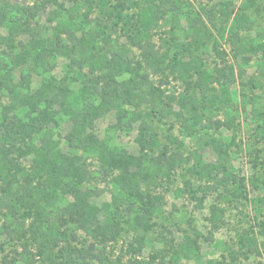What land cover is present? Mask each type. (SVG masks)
Instances as JSON below:
<instances>
[{
  "label": "trees",
  "instance_id": "obj_1",
  "mask_svg": "<svg viewBox=\"0 0 264 264\" xmlns=\"http://www.w3.org/2000/svg\"><path fill=\"white\" fill-rule=\"evenodd\" d=\"M103 1L116 2L118 12L137 8L126 43L120 40L118 25L101 16L90 25L86 14L76 15L60 0L32 4L0 0V29L6 30V34L0 32V48L6 49L2 53L6 56L0 57V240L19 244V249L2 256L0 264H103L105 249L119 236L124 217L134 214L136 229H152V217L165 201L151 190L177 171L204 182V195L196 198L192 184L185 181L199 208H203L205 195L216 194L209 206L214 226L230 197L235 200L242 195L243 179L228 173L224 163L227 150L215 137L221 129L233 128L235 117L227 109L236 73L224 57L212 69L202 65V50L212 37L210 26L188 9L186 0H141L142 5L135 0ZM49 6L47 27L36 18ZM181 19L186 22L189 41L185 52L190 55L184 60L175 52L165 63L151 36L162 30L177 31ZM210 25L215 27V21L211 19ZM251 27L252 20L238 14L231 37L239 39ZM22 37H27L25 43L18 40ZM241 47L237 54H244ZM57 58L67 61L60 80L52 75ZM243 61L248 62L249 57L244 55ZM20 67V80L16 81L14 71ZM165 71L159 83L173 81L182 91L173 86L165 94L154 86L151 78ZM33 72L45 76L32 91ZM75 83L80 88L71 98L70 85ZM141 105L151 106L160 120L171 117L176 106L183 116L184 134L195 138L200 149L210 147L218 161L203 162L197 151L185 156L167 146L158 150L156 131L137 110ZM110 113L115 115V123L109 126L113 133L136 131L138 155L115 145L108 136L100 139L96 135L95 122ZM64 118L71 128L61 137L57 129ZM176 146L182 147L181 143ZM24 157H31L26 171L20 167ZM93 160L98 163L97 172L110 178L112 187L110 202L100 205L90 200L101 197L104 189L86 187L95 179L89 169ZM67 196L70 200L59 207V198ZM77 232L90 242L76 243ZM246 241L248 253L256 250L255 242ZM141 248L139 243L137 251ZM4 249L0 243V251Z\"/></svg>",
  "mask_w": 264,
  "mask_h": 264
},
{
  "label": "rangeland",
  "instance_id": "obj_2",
  "mask_svg": "<svg viewBox=\"0 0 264 264\" xmlns=\"http://www.w3.org/2000/svg\"><path fill=\"white\" fill-rule=\"evenodd\" d=\"M14 4H32L37 0H10ZM67 9H72L77 14L88 16L90 25H94V19L101 16L106 18L109 24L118 25L120 40L126 43V35L129 28L134 25L137 8L118 12L114 9L116 2L103 0H60ZM142 5L141 0H135ZM188 9L202 17L204 22L212 31L211 41L207 48L202 50V65L212 69L220 65L224 57L227 63L231 64L236 73L235 82L229 87L230 105L227 114L234 116L232 130L221 129L215 133V137L222 141L227 150L225 165L228 173L235 179H243L244 187L241 196L230 197L229 205L223 214H219V221L214 226L211 222L209 206L216 200V194L205 195L203 208L198 207L197 200L189 188H186L185 181L192 184L193 191H196V198L202 197L204 182L189 177L186 172L177 171L169 180H161L152 194H158L164 198L165 204L158 208L151 220L153 227L149 231L136 229L132 225L130 214L124 217L121 223V231L115 240L111 241L105 249V260L103 264H264V0H186ZM187 5V6H188ZM52 9L51 6L37 15V21L48 27L47 17ZM238 14H246L252 20V27L247 32H241L239 39L231 37V28L234 25ZM82 20V18H78ZM215 21V27L210 21ZM177 31H159L151 36V40L159 48L165 63L173 58L175 52L180 57H189L185 52L186 43L189 41L185 33L186 22L180 21ZM6 34L4 28L0 29ZM51 35V30L47 32ZM25 43L27 37L18 39ZM17 40V41H18ZM242 46V47H241ZM245 49L244 54H237L238 49ZM6 49L0 48V57L6 56L2 53ZM133 50V49H132ZM4 51V52H3ZM133 53L137 54L136 50ZM249 57L248 62L243 61V56ZM66 60L57 58L54 61L55 67L52 75L58 80L62 79L65 72ZM22 67L14 71L16 81L20 80ZM167 72L161 76L152 77L151 81L155 87L168 94L173 86L179 91L183 88L173 81L168 84H160ZM45 76L40 72H33L30 76V89L36 90ZM165 83V82H164ZM80 86L71 84V98L78 95ZM2 103H5L3 101ZM137 110L144 114V121L147 122L158 135V150L167 146L171 150H179L185 156L198 152L203 162L215 163L217 155L210 147L200 149L195 138L184 134L181 126L182 115L174 106V111L168 119H159L148 105H141ZM223 115L220 114V117ZM90 121V118H86ZM115 123L114 113L106 115L95 122V133L103 139L110 137L111 141L132 155H138L139 148L135 142L136 131L129 134L113 133L109 126ZM70 122L64 118L60 128L57 129L61 137H64L70 130ZM181 143L182 147L176 146ZM61 150L65 152L66 146L61 139ZM31 164V157H24L20 160V167L26 171ZM89 169L95 179L88 182L86 187L92 189H104L101 197L91 198V202L100 205L110 202L111 195L110 178L97 172L98 163L91 161ZM205 191V190H204ZM71 197L59 198L57 205L62 207ZM216 203V201H215ZM62 230L64 228H61ZM70 231H75L73 227ZM76 233V231L74 232ZM78 233V232H77ZM80 241H89L82 233L77 234ZM246 240L256 243V250L248 253L245 248ZM90 242V241H89ZM4 251L2 256L11 249H19L16 241H9L2 238ZM74 243L75 245H77ZM139 243L142 248L137 251ZM132 245V248L130 247ZM37 264H40L38 262ZM100 264V262H96Z\"/></svg>",
  "mask_w": 264,
  "mask_h": 264
}]
</instances>
